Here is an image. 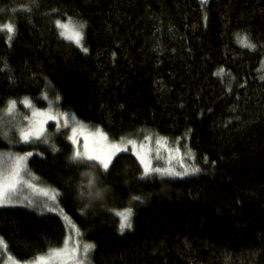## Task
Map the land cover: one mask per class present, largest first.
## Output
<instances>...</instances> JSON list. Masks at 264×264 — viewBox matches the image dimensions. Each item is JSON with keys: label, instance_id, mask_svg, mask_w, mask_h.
Returning <instances> with one entry per match:
<instances>
[{"label": "trees", "instance_id": "1", "mask_svg": "<svg viewBox=\"0 0 264 264\" xmlns=\"http://www.w3.org/2000/svg\"><path fill=\"white\" fill-rule=\"evenodd\" d=\"M23 6L32 11H14ZM69 18L85 25L88 52L61 38L55 21ZM10 21L11 41L0 29V111L26 97L44 108L50 93L114 141L147 130L184 142L201 169L144 177L122 152L107 173L94 167L108 194L86 207L81 173L92 162L72 163L68 138H0V151L32 152L31 174L59 193L58 212L0 208L16 260L72 238L94 244L85 264H264V0H0V25ZM129 207L122 234L114 211Z\"/></svg>", "mask_w": 264, "mask_h": 264}, {"label": "rangeland", "instance_id": "2", "mask_svg": "<svg viewBox=\"0 0 264 264\" xmlns=\"http://www.w3.org/2000/svg\"><path fill=\"white\" fill-rule=\"evenodd\" d=\"M11 23L12 22H8ZM7 23V24H8ZM62 23L70 24V25H78L79 23L72 19H66L62 21ZM57 27V26H56ZM58 28V27H57ZM2 31L7 32L6 29H1ZM59 32L64 31L63 29L58 28ZM84 30L85 27L82 29L83 32V38L81 39L80 44L78 45L74 39H68L66 36H61V38L65 39L66 41L70 42L71 44H74L78 49H80L83 53V48H85V42H84ZM8 33V32H7ZM9 37V33H8ZM245 38L241 37L240 42H242L243 47L245 46ZM250 43L249 41H247ZM86 53V52H85ZM264 62V61H263ZM264 69V65H263ZM226 74V73H225ZM228 76V74H226ZM23 100L15 101V109L14 114L12 116H9L6 114V109H2L0 111V117L3 119H0V138L9 146L13 145L14 143H20V144H35V143H42V144H50L52 142V138L54 134L61 133L66 138H68L72 134V127H79V125L76 123L78 121L80 124L84 126V129L88 133H94L97 128H99L103 133L104 131L100 127H96L90 124L83 123L77 115L70 111H61L59 108V98L57 96H53L50 93H44L41 97V101L44 104V108H40L35 102L31 99V106H25L23 103ZM33 108L38 109L41 112H48L49 110L52 112V114H55L59 117L57 121L49 120L45 124V132L44 136L41 137L40 140L32 139L30 142L25 143L20 139V131L22 129H27L29 127V120L25 119V117L31 118L32 116V110ZM75 117V121L71 119V117ZM68 117V125L65 126V118ZM6 134V135H5ZM106 136L107 134L104 133ZM145 137H148L149 139H145ZM47 140L45 143L44 140ZM168 138L160 137L155 132L143 130L141 134L138 136H132L131 138H123L118 141H114L112 139H109L107 136V142L108 143H117L120 144L121 147L124 149L120 152H117L114 157L124 153H133L138 160L140 161V156H144L147 160L150 168H167L172 167L174 169H181L184 170L183 167H181V161L184 165L188 166L190 168L192 164L193 157H189L187 155L188 150L186 149V144L182 141H176L172 142L167 140ZM69 140V139H68ZM132 140L135 141V147L132 144H129L128 141ZM157 140H160V144L158 145L156 142ZM70 141V140H69ZM71 142V141H70ZM77 143L79 146V149L83 151V145H84V138L83 135L77 136ZM89 145H93V139H89ZM0 153H13L17 154L15 151H0ZM137 153L140 155L138 156ZM112 158V159H113ZM194 165V162H193ZM27 166V165H26ZM30 173V174H29ZM23 179L30 181L33 187H28L26 184L19 185V196L21 199H23L22 204H16L15 206H3L0 208L6 209V208H23L28 209L31 211H34L36 213H39L40 215H44L46 212L45 205L48 207H55L56 211L58 212V197L59 193L57 195V200L55 202H52L49 199V196L52 195L53 189H50L49 187H45L40 180L33 176L31 174L28 167H26V171L22 173ZM160 178H165L161 177ZM45 191L48 192V196H46L44 193ZM26 198V199H25ZM29 201H32L31 206H29ZM122 210H115L114 214L116 217L120 219V217L117 215L118 212ZM132 220V218H131ZM133 223V221H131ZM125 229L124 232L131 230ZM123 232V233H124ZM122 233V232H121ZM122 233V234H123ZM76 237H79L77 233H75ZM2 238V237H0ZM68 244L67 246L61 247V249H54L53 251L48 252L47 254L41 255L40 257H43L42 261H39V264H73V257L70 255V250L74 246V242L72 241V238H67ZM84 244H92L88 243L82 240L80 243V252L77 253V257L79 258L82 255V249ZM94 245V244H92ZM55 250H60L59 252H56ZM93 253V248L90 249L89 253L87 254V258L85 261H89L91 258V255ZM39 257V258H40ZM0 264H38V259L29 261V262H21L14 258L13 255L10 254L8 250V244L6 245L5 240L2 238V243H0Z\"/></svg>", "mask_w": 264, "mask_h": 264}, {"label": "snow or ice", "instance_id": "3", "mask_svg": "<svg viewBox=\"0 0 264 264\" xmlns=\"http://www.w3.org/2000/svg\"><path fill=\"white\" fill-rule=\"evenodd\" d=\"M32 3L35 2V0H31ZM201 3H207V0H201ZM14 11H25V12H31V7L23 6L20 9H14ZM71 20V18H69ZM56 26L60 29H63L64 31L60 32L61 36H66L68 39H74L75 42L79 45L81 42V39L83 38V32L82 29L85 27L83 23H80L78 25H70L66 23H62L60 20L55 21ZM0 29H6L9 33V41H11L12 34L15 32V27L13 24L8 23L5 25H0ZM245 46L250 48H255L254 44L248 43L247 38H245ZM84 52H88V48H83ZM264 79V77H262ZM23 103L25 106H31V101L26 97L23 100ZM16 102L9 101L8 107L6 109V114L9 116H12L14 114ZM0 119H3L0 117ZM25 119L29 120V127L27 129H22L20 131V139L28 143L32 139L40 140L41 137L44 136L45 132V124L47 121H57L59 117L55 114H52V112L49 110L48 112H41L38 109L33 108L32 110V116L31 118L25 117ZM73 121H75V117H71ZM76 123L79 125V127H72V134L68 137V139L71 141L72 145L74 146L73 152L69 157V160L72 163L77 162H92V167H100L104 173H107L110 167V164L112 162L113 156L117 152H120L124 150L120 144L117 143H108L107 142V136L99 129L97 128L94 133H88L84 129V126L80 124L78 121ZM68 125V117L65 118V126ZM6 135V134H5ZM83 135L84 138V145H83V151L79 149L78 143H77V136ZM93 139V145H89V139ZM145 139H149L148 137H145ZM44 142L46 143L47 140L45 139ZM129 144H132L135 147V141L129 140ZM158 145L160 144V140H157L156 142ZM53 152L57 151L56 147L52 146ZM33 155L32 152L25 153L23 155L20 154H13V153H0V207L3 206H15L16 204H22L24 201L19 196V185L26 184L28 187H33L30 181L24 180L22 173L26 171V161L28 157H31ZM139 156L140 154L137 153ZM187 155L189 157L193 156V153L191 150L188 151ZM205 163H208L207 158H205ZM140 163L143 165V176L147 177L153 173L159 174V176H172V177H182L189 174H196L201 171L199 167H191L184 165L181 161V167H183V171H176L172 167L167 168H150L147 160L144 156H140ZM213 164L215 162H212ZM30 174V173H29ZM83 184V182H81ZM84 192V188L82 187L80 190V195L82 196ZM46 196H48V192L45 191L44 193ZM58 193L53 190L52 195L49 196V199L52 202H55L57 200ZM26 199V198H25ZM135 200H140V197H134ZM29 206H31L32 201H29ZM45 208L47 211L54 212L56 211L55 207H48L45 205ZM117 215L120 217V225L119 230L123 233L125 229H130L132 227L131 223V217L133 215V209L131 207L120 211L117 213ZM67 219V217H65ZM77 235H79V232L77 231ZM0 243H2V238H0ZM65 246H67L68 241L65 240ZM94 248V245L92 244H84L82 249V255L79 258L77 257V253L80 252V246L77 243L75 246H73L70 250V255L73 257V264H85V260L87 258V254L89 253L90 249ZM56 252H59L60 250H55ZM43 257L38 258V264L39 261H42Z\"/></svg>", "mask_w": 264, "mask_h": 264}, {"label": "clouds", "instance_id": "4", "mask_svg": "<svg viewBox=\"0 0 264 264\" xmlns=\"http://www.w3.org/2000/svg\"><path fill=\"white\" fill-rule=\"evenodd\" d=\"M81 177L85 189L82 197L86 201V207H91L96 203H102L108 194V188L99 183V178L94 167H89L83 171Z\"/></svg>", "mask_w": 264, "mask_h": 264}, {"label": "water", "instance_id": "5", "mask_svg": "<svg viewBox=\"0 0 264 264\" xmlns=\"http://www.w3.org/2000/svg\"><path fill=\"white\" fill-rule=\"evenodd\" d=\"M199 2H201V0H197ZM213 0H207V3H203L204 5L208 4V3H211Z\"/></svg>", "mask_w": 264, "mask_h": 264}, {"label": "bare ground", "instance_id": "6", "mask_svg": "<svg viewBox=\"0 0 264 264\" xmlns=\"http://www.w3.org/2000/svg\"><path fill=\"white\" fill-rule=\"evenodd\" d=\"M91 125V124H90ZM120 139H123V138H120ZM85 262H87V261H85Z\"/></svg>", "mask_w": 264, "mask_h": 264}]
</instances>
